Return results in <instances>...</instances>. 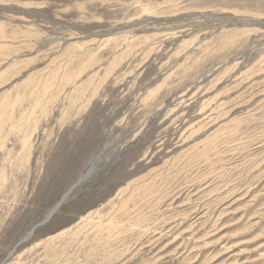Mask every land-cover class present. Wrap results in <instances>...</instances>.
Segmentation results:
<instances>
[{"label":"rangeland","instance_id":"374dc122","mask_svg":"<svg viewBox=\"0 0 264 264\" xmlns=\"http://www.w3.org/2000/svg\"><path fill=\"white\" fill-rule=\"evenodd\" d=\"M0 264H264V0H0Z\"/></svg>","mask_w":264,"mask_h":264},{"label":"water","instance_id":"95a60500","mask_svg":"<svg viewBox=\"0 0 264 264\" xmlns=\"http://www.w3.org/2000/svg\"><path fill=\"white\" fill-rule=\"evenodd\" d=\"M83 181V179H80L60 200V202L52 209L51 212H49L50 214L38 225H36L34 228L31 229V231L25 235L20 241L19 243L14 247L12 254L15 252V250L22 245L23 243L29 241L31 239V237L33 236V234L35 233L36 229L38 227H40L41 225H44L45 223H47L51 217L58 211V209L61 207V205H63L65 202H67V200L70 198L72 192L77 188V186H79V184Z\"/></svg>","mask_w":264,"mask_h":264},{"label":"bare ground","instance_id":"6f19581e","mask_svg":"<svg viewBox=\"0 0 264 264\" xmlns=\"http://www.w3.org/2000/svg\"><path fill=\"white\" fill-rule=\"evenodd\" d=\"M51 211H52V210H51ZM51 211H50V212H51ZM49 214H50V213H49ZM49 214H48V215H49ZM48 215H47V216H48ZM47 216H46V217H47Z\"/></svg>","mask_w":264,"mask_h":264}]
</instances>
